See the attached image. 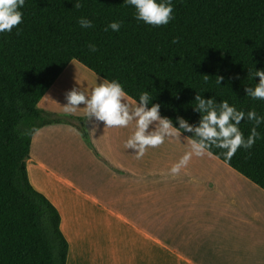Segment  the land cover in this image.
<instances>
[{
	"label": "trees",
	"instance_id": "1",
	"mask_svg": "<svg viewBox=\"0 0 264 264\" xmlns=\"http://www.w3.org/2000/svg\"><path fill=\"white\" fill-rule=\"evenodd\" d=\"M80 2L77 8V0H25L22 22L0 33V264L66 263L59 214L30 185L26 160L32 134L47 124H72L90 144L82 118L37 106L71 60L104 80L117 79L138 104L147 92L145 107L158 105L176 128L177 118L199 124L197 95L216 107L227 100L264 115V100L246 92L259 83L255 70L264 69V0H172L174 18L161 26L135 19V8L123 0ZM81 17L91 27H82ZM111 21L121 23L118 31H105ZM239 127L247 136L252 122L245 118ZM258 131L261 139L230 160L223 149L210 153L264 190V124Z\"/></svg>",
	"mask_w": 264,
	"mask_h": 264
},
{
	"label": "crops",
	"instance_id": "2",
	"mask_svg": "<svg viewBox=\"0 0 264 264\" xmlns=\"http://www.w3.org/2000/svg\"><path fill=\"white\" fill-rule=\"evenodd\" d=\"M104 79L71 60L37 106L83 119L90 144L69 123L39 127L31 137L30 185L59 214L65 264H264V190L212 155L193 156L190 138L168 137L137 159L126 148L135 120L106 127L83 103L65 112L72 91L90 97ZM130 113L139 104L128 97ZM159 121L148 132L158 130Z\"/></svg>",
	"mask_w": 264,
	"mask_h": 264
},
{
	"label": "clouds",
	"instance_id": "3",
	"mask_svg": "<svg viewBox=\"0 0 264 264\" xmlns=\"http://www.w3.org/2000/svg\"><path fill=\"white\" fill-rule=\"evenodd\" d=\"M123 3L133 6L136 10L135 19L148 25H167L174 18L172 0H123ZM24 6L25 0H0V33L11 32L22 22L21 9ZM75 6L77 8L82 6L80 0H77ZM78 23L82 27H91V22L83 17L79 18ZM120 27L121 23L111 21L105 31L107 28L118 31ZM88 48L91 52L97 50L92 44H89ZM254 75L259 77V83L246 89L247 96L254 101L264 100V69L255 70ZM220 79L221 77H217V83ZM204 80L208 82L207 75ZM126 95L120 81L117 79L104 80L92 89L90 97H86L82 92H70L67 96L69 106L65 108V112H73L76 110L75 106L83 103L86 105L85 114L94 115L98 121H103L106 127L126 128L135 117V131L127 139L125 147L135 150L137 159L142 158L149 147L155 148L163 144L166 136H179L180 129L194 133L196 138L190 140L189 151L185 152L178 163L172 167L173 174L179 173L193 156L202 157L210 153L212 148L225 150L222 154L230 160L238 149H251L256 141L261 139L258 128L264 124V115H260L255 108L245 112L227 100H222L216 107L212 98L204 99L197 95L196 110L202 113L199 124L193 126L185 119L177 118L179 128H176L171 119L162 118L159 115L158 105L145 107L149 100L147 92L140 93V104L131 113L128 104L123 102ZM245 118L252 122L247 136L239 127ZM153 121H159L160 127L156 131L148 132L149 125Z\"/></svg>",
	"mask_w": 264,
	"mask_h": 264
}]
</instances>
